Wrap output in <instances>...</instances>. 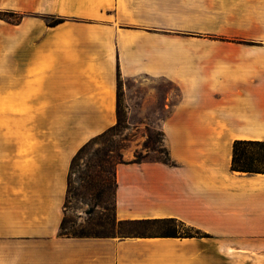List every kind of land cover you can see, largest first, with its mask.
Masks as SVG:
<instances>
[{
    "label": "crops",
    "instance_id": "obj_1",
    "mask_svg": "<svg viewBox=\"0 0 264 264\" xmlns=\"http://www.w3.org/2000/svg\"><path fill=\"white\" fill-rule=\"evenodd\" d=\"M0 264H264V0H0ZM46 18H61L46 25ZM148 88L170 163L113 167L119 222L199 235H62L70 160L117 122V85ZM129 98V96L127 97ZM132 98H137L133 96Z\"/></svg>",
    "mask_w": 264,
    "mask_h": 264
},
{
    "label": "rangeland",
    "instance_id": "obj_2",
    "mask_svg": "<svg viewBox=\"0 0 264 264\" xmlns=\"http://www.w3.org/2000/svg\"><path fill=\"white\" fill-rule=\"evenodd\" d=\"M16 17L19 15H15ZM13 18V16L11 17ZM142 80H119L117 85V122L93 154H82L69 175L60 232L68 235L160 234L168 228L182 233L177 222H119L113 216V167L125 160L123 151L134 146V156L142 161L164 157L162 135L156 121L153 98L144 100L148 88L164 83ZM129 96V98H127ZM137 96V98H132ZM165 149V148H164ZM264 167V145L248 148Z\"/></svg>",
    "mask_w": 264,
    "mask_h": 264
},
{
    "label": "trees",
    "instance_id": "obj_3",
    "mask_svg": "<svg viewBox=\"0 0 264 264\" xmlns=\"http://www.w3.org/2000/svg\"><path fill=\"white\" fill-rule=\"evenodd\" d=\"M19 15V16H15ZM13 16V18H11ZM20 14L13 12V11H2L0 10V19H4L6 21L16 23L20 19ZM61 18H46L45 23L46 25H55L59 22H61ZM113 126L107 128L105 131L102 133L90 138L87 142H85L73 155V157L70 160L69 168H68V173H67V186H68V179L69 175L71 173V170L73 168L74 161L80 157L82 154H93L96 151V147L102 144V140L104 136L111 132ZM264 145V141H254V140H234L231 145V159H230V169L233 171H238V172H244V173H264V167L256 165L257 163V158L254 156V154L250 151H248V148H253V147H261ZM164 154L163 158L156 159V160H150V161H160L163 163H170L169 156L167 154L166 149L162 148L161 150ZM134 162L142 161L138 159L136 156L131 160ZM149 161V160H148ZM118 163V162H117ZM115 185L114 178H113V186ZM114 189V188H113ZM66 193H67V187H66ZM153 223V222H177L181 226L184 227V231L182 233L176 232L174 229L168 228L165 231H163L160 234V236H170V237H189V236H195L199 235V233L196 230H193L191 227L184 225L183 223L176 221L175 219H152V220H144L140 221L137 223ZM62 223L63 220L60 224V230L62 228ZM59 234L62 235H68L65 233H62L59 231Z\"/></svg>",
    "mask_w": 264,
    "mask_h": 264
}]
</instances>
